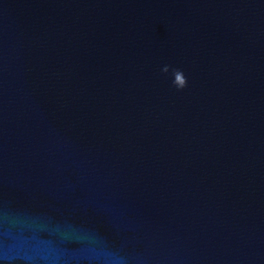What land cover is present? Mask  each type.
Wrapping results in <instances>:
<instances>
[{"label":"water","instance_id":"obj_1","mask_svg":"<svg viewBox=\"0 0 264 264\" xmlns=\"http://www.w3.org/2000/svg\"><path fill=\"white\" fill-rule=\"evenodd\" d=\"M58 230L264 264V0H0V264H92Z\"/></svg>","mask_w":264,"mask_h":264},{"label":"clouds","instance_id":"obj_2","mask_svg":"<svg viewBox=\"0 0 264 264\" xmlns=\"http://www.w3.org/2000/svg\"><path fill=\"white\" fill-rule=\"evenodd\" d=\"M170 66L165 65L162 67L161 72L168 73ZM172 85L177 91H181L187 87L188 81L184 72L178 68L171 69ZM61 239L67 243L80 244L82 239H86L92 245L91 248V261L92 264H124V257L120 256L112 246L106 241L99 239L95 233V230L89 231L83 237H76L72 239L67 232L57 231Z\"/></svg>","mask_w":264,"mask_h":264}]
</instances>
